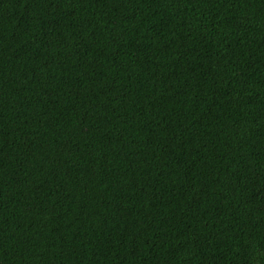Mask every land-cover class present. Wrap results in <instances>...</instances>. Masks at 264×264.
Returning <instances> with one entry per match:
<instances>
[{"label": "trees", "instance_id": "16d2710c", "mask_svg": "<svg viewBox=\"0 0 264 264\" xmlns=\"http://www.w3.org/2000/svg\"><path fill=\"white\" fill-rule=\"evenodd\" d=\"M0 264H264V0H0Z\"/></svg>", "mask_w": 264, "mask_h": 264}]
</instances>
